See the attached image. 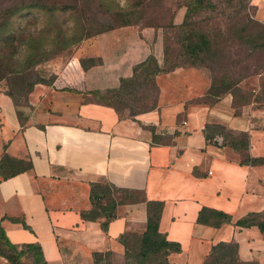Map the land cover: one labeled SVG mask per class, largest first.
I'll return each mask as SVG.
<instances>
[{
  "label": "crops",
  "instance_id": "0c3cea01",
  "mask_svg": "<svg viewBox=\"0 0 264 264\" xmlns=\"http://www.w3.org/2000/svg\"><path fill=\"white\" fill-rule=\"evenodd\" d=\"M183 16L178 12L174 24ZM162 47L161 26L124 24L83 40L80 57L98 63L84 68L74 58L49 83H35L25 103L16 105L0 87V156L31 163L0 177L1 225L11 242H38L49 264H92L94 251H110L123 264L118 237L144 230L146 204L117 206L106 230L97 219H82L90 184L107 181L162 202L158 230L180 245L167 255L170 263L201 264L212 245L234 241L241 260L264 264V231L235 224L248 213L264 220V163L242 162L264 157V107H234L230 93L211 104L193 102L209 80L183 67L155 76L151 110L130 115L91 98V91L117 86L150 53L162 65ZM206 124L247 132L248 147L235 150L211 131L208 141ZM203 206L228 213L230 221L198 223Z\"/></svg>",
  "mask_w": 264,
  "mask_h": 264
},
{
  "label": "rangeland",
  "instance_id": "374dc122",
  "mask_svg": "<svg viewBox=\"0 0 264 264\" xmlns=\"http://www.w3.org/2000/svg\"><path fill=\"white\" fill-rule=\"evenodd\" d=\"M31 1L37 5L9 17L2 14L7 6ZM185 1L188 0H0V87L19 92L16 102L21 105L26 102L21 95L33 79L52 80L69 61L83 59V40L96 35H92L94 32L131 22L162 27V48H166L167 59L163 68L176 63L174 68L195 70L209 80L208 87L212 81L217 85L224 72L238 76L236 103H241L238 97L242 96L253 105L264 103L255 101L264 96V49L251 50L232 33L247 17L264 22V0H240L234 6L215 0L214 10H201L192 16V24L185 28L205 33L218 49L217 55L204 58L202 63L192 61L183 52L179 38L182 32L173 26L177 25L176 14L185 13ZM37 60L40 61L35 63ZM212 99L205 96V100ZM20 260V264H32L28 254L21 255ZM111 262L116 264L114 257ZM0 264L10 263L0 256Z\"/></svg>",
  "mask_w": 264,
  "mask_h": 264
},
{
  "label": "trees",
  "instance_id": "16d2710c",
  "mask_svg": "<svg viewBox=\"0 0 264 264\" xmlns=\"http://www.w3.org/2000/svg\"><path fill=\"white\" fill-rule=\"evenodd\" d=\"M216 1H227L230 6H234L237 3L240 4L241 2L240 0ZM216 1H185V13L182 21L177 25H173L181 30L182 35L179 38L182 50L192 61L196 62V59H198V63H202L206 58H213V56L217 55V47L212 45L205 33L193 28H185L187 25L192 24L191 18L196 12L201 10H214L216 8ZM36 5L37 3L32 1L28 3L12 4L2 9V14L9 17L22 8ZM124 24H131V22H124L120 25ZM113 27L115 26H110L106 29L94 32L92 35L109 30ZM232 33L238 41L249 45L251 50L264 49V22L247 17L237 28L234 27ZM165 54L166 48L163 49L164 63L167 60ZM39 61L40 60H37L35 63ZM99 61L98 58H83L80 60V64L85 68ZM176 65L177 64L174 63L167 68H163L157 62L156 57L150 53L144 60L133 65L132 74L128 77L120 78L117 86L104 90L91 91V98L98 103L109 105L117 111L127 109L130 115L151 110L156 107L158 97V87L155 82V76L161 72L171 70ZM50 81V79L47 80L43 77H36L28 83L25 94L21 96L25 99L35 83H49ZM238 81V76L231 77V75L224 72L221 74L220 81L217 85L212 81L207 91L202 96L192 101L211 104L221 95L230 93L232 95V104L234 107H239L241 104L247 103L248 100L245 96H242L238 97V101L241 103H236V91H238L239 88L237 86ZM6 92L14 99L17 105L18 102H16V99L20 95L19 92L14 93V91L12 92L10 90ZM205 96H213V99L209 101L205 100ZM255 101H264V96L256 97ZM257 106L264 107V103ZM209 131L219 133L220 136H222V143L230 145L235 150L246 149L249 145V136L247 132L233 133L226 130L221 125L206 124L205 133L208 141L214 138V136L209 134ZM242 162L250 164L264 163V157H245L242 159ZM30 167L31 163L29 161L10 157L5 152L0 156V177L3 179L27 170ZM89 200L90 208L80 210V216L85 220H99L100 227L103 230H106L108 223L117 217V206L126 203L145 202L146 224L144 230L137 232L133 229H129L118 237V240L124 246L123 264H175L167 260V255L170 252L179 251L180 245L176 241L168 240L165 235L158 230V220L162 209L161 201L147 200L144 196V192L141 190L119 187L107 181L92 182L90 184ZM260 215V213H248L245 217L236 220L235 224L239 226L257 225L261 231H264V220L258 219ZM11 219L20 221L24 227L28 228L22 219ZM196 221L198 223L219 227L223 222L230 221V215L221 210L203 206L198 211ZM26 254L31 256L32 264H49L38 242L20 244L11 242L1 225L0 218V256L6 258L10 264H20L21 255ZM111 258L112 253L110 251L92 252V264H112ZM201 264H257V262L241 260L237 254L236 242L220 241L211 246Z\"/></svg>",
  "mask_w": 264,
  "mask_h": 264
},
{
  "label": "built area",
  "instance_id": "2783aa9c",
  "mask_svg": "<svg viewBox=\"0 0 264 264\" xmlns=\"http://www.w3.org/2000/svg\"><path fill=\"white\" fill-rule=\"evenodd\" d=\"M183 123H185V122L183 121Z\"/></svg>",
  "mask_w": 264,
  "mask_h": 264
}]
</instances>
